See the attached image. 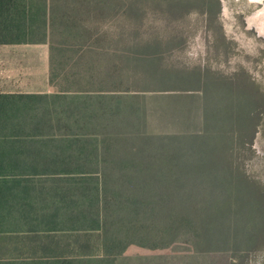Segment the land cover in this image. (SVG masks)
I'll list each match as a JSON object with an SVG mask.
<instances>
[{
  "label": "trees",
  "instance_id": "trees-1",
  "mask_svg": "<svg viewBox=\"0 0 264 264\" xmlns=\"http://www.w3.org/2000/svg\"><path fill=\"white\" fill-rule=\"evenodd\" d=\"M185 1L0 0V44H47L53 88L0 92V264H248L237 257L264 243V187L203 125L236 107L202 104L199 131L166 130L195 85L169 61Z\"/></svg>",
  "mask_w": 264,
  "mask_h": 264
},
{
  "label": "rangeland",
  "instance_id": "rangeland-1",
  "mask_svg": "<svg viewBox=\"0 0 264 264\" xmlns=\"http://www.w3.org/2000/svg\"><path fill=\"white\" fill-rule=\"evenodd\" d=\"M262 8L264 0H187L180 8H176L175 15L169 16L168 21H173L180 29L175 33L177 39L173 42L175 45L171 46L176 49L171 53L169 61L180 70L190 71L195 85L189 92L191 98L188 101L191 103L187 105L188 117L183 118L179 112L178 117L173 120L175 126L166 130L170 133L180 132L185 128L192 132L199 131L202 104L210 110L217 106H235L237 114L218 113L204 118L203 125L207 131L220 134L218 139H225L223 142L212 141L209 148L218 149L221 145L231 148L234 151L236 169L250 181L264 187V21L262 25L257 13ZM162 16L160 17L165 19L168 17ZM168 34L169 32L161 30L160 34L155 35L166 37ZM179 38L184 40L183 45ZM17 48L21 50L17 69L24 81L21 80L23 83L12 87V91L52 92L47 87L46 79L48 46L28 44ZM199 71L203 73L202 85L197 84ZM177 86L188 88L185 85ZM244 109L245 114L238 112ZM176 110L179 111L180 106ZM149 122L151 127L155 125L153 119ZM197 144L195 142L196 152L189 155V158L197 159L206 166L210 161L208 159L214 158V153L199 151ZM204 169L208 171L197 173L186 166L180 175L198 179H227L225 174L211 171L209 167ZM240 173L235 176L239 177ZM231 232L226 229L223 240L227 244L247 241L246 236ZM255 243L257 249L240 253L237 258H248V264H263V240L257 238ZM235 254L234 251H226L222 256L236 258ZM149 257L142 255L141 258ZM178 257L179 254L173 255V258ZM126 258L132 261L139 257L127 254Z\"/></svg>",
  "mask_w": 264,
  "mask_h": 264
},
{
  "label": "crops",
  "instance_id": "crops-1",
  "mask_svg": "<svg viewBox=\"0 0 264 264\" xmlns=\"http://www.w3.org/2000/svg\"><path fill=\"white\" fill-rule=\"evenodd\" d=\"M44 44V43H39ZM20 45H28L27 43L21 44H0V92L1 93H16L12 91V87H15L17 83H23L24 81L19 75L17 66L19 64L18 58L21 56L20 48H17ZM32 45V44H31ZM47 45V44H46ZM48 46V45H47ZM48 70H46V79L47 87L49 89L53 88L49 82V71H50V62H49V47H48ZM25 76V73L23 74ZM22 76V77H23ZM47 94L52 93L50 90L45 91ZM45 94L44 92H35Z\"/></svg>",
  "mask_w": 264,
  "mask_h": 264
},
{
  "label": "bare ground",
  "instance_id": "bare-ground-1",
  "mask_svg": "<svg viewBox=\"0 0 264 264\" xmlns=\"http://www.w3.org/2000/svg\"><path fill=\"white\" fill-rule=\"evenodd\" d=\"M258 13V20L260 19V21L262 22V25H263V21H264V8H262L260 11L257 12ZM254 16V14H253ZM263 19V20H262ZM260 22V23H261Z\"/></svg>",
  "mask_w": 264,
  "mask_h": 264
}]
</instances>
